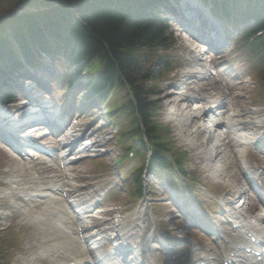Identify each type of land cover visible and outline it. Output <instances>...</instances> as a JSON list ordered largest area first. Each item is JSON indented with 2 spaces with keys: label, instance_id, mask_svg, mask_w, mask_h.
<instances>
[{
  "label": "trees",
  "instance_id": "1",
  "mask_svg": "<svg viewBox=\"0 0 264 264\" xmlns=\"http://www.w3.org/2000/svg\"><path fill=\"white\" fill-rule=\"evenodd\" d=\"M213 3L212 13L224 22L233 23L237 18L254 21L243 31L239 44L251 52L259 68L256 78L264 85V0ZM16 5L20 6L17 15L10 13L12 8L7 4L0 12V67L13 59L18 68L19 60L37 64L35 45L51 54L63 52V90L67 91L86 71L89 87L98 97L110 89L125 93L128 89L132 98L122 94L123 103L115 114L128 113L130 125L136 127L138 120L146 137H154L155 106L148 101L157 81L172 68L166 54H157L159 49L167 51L172 41L164 24L142 8L144 0H21ZM67 18L70 20L65 21ZM154 59L159 63L152 68ZM136 128L134 133L138 134Z\"/></svg>",
  "mask_w": 264,
  "mask_h": 264
},
{
  "label": "rangeland",
  "instance_id": "2",
  "mask_svg": "<svg viewBox=\"0 0 264 264\" xmlns=\"http://www.w3.org/2000/svg\"><path fill=\"white\" fill-rule=\"evenodd\" d=\"M0 2H2L4 4V5L0 6V12L6 9V6H5L6 4H7V6L9 5L10 8H12L10 13L14 14L15 12L20 11V6H17L16 4L20 3L21 0H0ZM175 35L177 36L178 34H175ZM176 36H175V38L177 41L178 39ZM203 47L204 46L198 45L194 41H192V42H190L189 50H190V48H192V50H196L197 52H199V51L203 50ZM189 50L186 49L185 47H183L181 45V42L178 41V53L175 55L179 57L178 61L181 63V66H185V69L187 68L188 60L190 59L188 56ZM220 56H221L220 59H217L218 56H214L213 58H210L212 60H215L212 63H209V64L208 63L206 64L205 62L199 63V65L206 64L209 67L211 66V68H214L215 71L217 72L216 74L218 76L217 78H215V77L210 78L211 82L207 85L206 88H210V87H208L209 85H211V87H213L212 83H214L215 86L213 87V90H209L207 93H201L202 96H209L212 93V95L215 98L224 97L223 91H221L222 87L220 88V91H219V86H218V84H220L219 76H220V74L222 75V73H219V71L222 68L221 65H223V64L225 65L226 72H228L229 69L231 70V66L233 68L236 67V70H235V72L232 73L231 77H229V74L231 71L228 74V77H229L228 81L230 83H231V79H235L234 77L238 76L237 74H239V73H241V71H243L241 68H239L238 66H236L232 63V61L229 59L230 57H228V54L223 53ZM201 57H203V59L206 58L205 55L204 56L201 55ZM243 81H245V79H243ZM198 83L199 84L196 86H197V89L199 90L200 86L201 85L204 86L205 82L198 81ZM243 83L241 85H235L236 93L233 92V94L231 96L232 104H230V109H232L231 113L241 115V116H243V118H246L248 121H252V120H255V117H260V114L255 112L257 109H252L253 105L250 104L249 99H248V96H249L250 90H251V84H249L246 87L245 84H243ZM29 89L31 90L29 95L34 96L35 90L31 87H29ZM258 89L264 90V86L261 85V86H257L255 88V90H258ZM161 90L163 91V93H165V88L163 86H162ZM253 92H254V90H253ZM64 95L65 94L62 93L61 91H58V92H55L52 94L54 102H56V103L59 102L58 107H57L58 110H60L62 108V105L65 102ZM35 99H36V97H35ZM39 100L42 102L43 100H47V98L42 97ZM70 100H72V99H70ZM76 105L77 106L79 105L78 101H76ZM19 106L20 105L17 103V101H15V105L12 107V109L14 107L18 108ZM172 108H173V109H171L172 111H175V109H179V107H175L174 105H172ZM165 110H166V108L164 106L163 112ZM162 121L165 123L164 119H162ZM91 122H93L91 120V117H88V114H86V115H82L79 117L77 124H79L78 127H80V129H83L85 127H87V128L93 127V125L90 126ZM165 124L167 125V123H165ZM169 126H171V125L169 124ZM171 129L174 130L172 127H171ZM261 129H264V124H262ZM174 134L175 133H173L175 144L179 145L180 141H179L177 136L176 137L174 136ZM103 138L106 139V135H103ZM103 141L107 144L105 151L116 152L119 155L121 154V152H122L121 149L117 145H114V139L111 140L110 138H108V139L103 140ZM180 148L182 149L183 147H180ZM108 152L106 155H104L100 158L106 157L107 161L109 160L108 161V165H109L111 156ZM222 152L226 153L225 151H222ZM222 152L219 153L220 154L219 155L220 161L217 159L216 161H214V164L217 165V163L224 162V159H223L224 157H225V159H227V156H225ZM232 157H233V161L229 158V156H228L229 160L227 161V163H229V167H230V169H229V173H230V177H231L230 179L232 181L238 182V183H236L237 184L236 187H239L240 186V176H239L238 172L236 174L235 167H234L235 165L238 166V164H236V162H235L234 154ZM16 162H17L16 157L6 155L5 149H3V147L0 148V226L1 227L8 226V225H9L8 227L12 226L13 229H15V232H18V235H21L20 236L21 246L19 249L16 250V252H14L15 258L11 261V264H39L40 259L43 256L42 252H44L45 250H49L50 242L49 241H43V239L40 240L38 238H36V241H34V238L32 237V233H33V230L35 229V226L33 227L34 228L33 229L28 224V222H26V220H24V216L17 213L16 209H14L10 205V200L7 197H3L1 194V191H3L4 189L7 190L8 192L20 193V191L17 189H23L25 186H28V187L33 186V184H28L29 183L28 180L30 178H32L31 176L27 177L26 173H23V172L20 173V172L14 170ZM33 162L35 165L36 161H33ZM116 163L118 166L120 165L118 161ZM94 164H97L101 168H103V167H105L107 162L103 159H100V160H97ZM218 165L220 167V170L226 169L225 168L226 167L225 162L218 164ZM79 166H78V170H79ZM237 166H236V168H237ZM110 167H111V164H110ZM37 182L40 183L38 181V178H37ZM33 187H36V186L34 185ZM14 188H17V189H14ZM13 189H14V191H11ZM108 197L113 201L120 200V197L116 192L110 193ZM141 204L142 203H140V206H141ZM7 251H8V254L11 255L14 250L10 247ZM46 264H49L48 259L46 261Z\"/></svg>",
  "mask_w": 264,
  "mask_h": 264
},
{
  "label": "bare ground",
  "instance_id": "3",
  "mask_svg": "<svg viewBox=\"0 0 264 264\" xmlns=\"http://www.w3.org/2000/svg\"><path fill=\"white\" fill-rule=\"evenodd\" d=\"M57 7H59V6L55 5L54 8H57ZM46 11H48V8L46 9ZM35 47L37 48L38 46L35 45ZM189 54H190V58L192 60H197L198 62L201 61V60H198V58L196 57L197 54H195L194 52L190 51ZM17 69H18V67H17L16 60L13 59L11 61H8L3 66L1 65L0 70H2L1 72L3 74H0V75L3 76V80H5L6 78L14 75L16 73ZM202 70H203V68H202ZM200 74L201 73L197 72L188 78L190 80H195ZM191 84H192L191 82H186V83H182V86H184V85L189 86ZM176 87L177 88H175V91L173 93H171L170 95H166L164 97V100L168 99V101H170L171 97H174L175 99L172 102L173 105L175 107H180L179 111L175 110V111H173V113H169L168 121L171 122L173 125H175L176 122L177 123L181 122L183 124V126H188L189 124H194V126L191 130L189 128L182 130L181 127H178L179 128L178 132H179V134H181L180 135L181 142L188 143L190 146H192L196 150L198 155L201 157L203 163H210L211 164L214 157L217 158V153L213 154L212 152L207 151L205 149V147L203 146L208 141H213L214 144L217 145L216 147L223 148V151L227 149L226 144L229 145L230 147L237 148V147H245L246 145L253 143V140L257 137V135H256L257 132H253L252 129H253V127H255V125L257 123L254 124V123L244 121L243 117H239L236 115L233 117H227V118L223 119V121H222V119H220L219 116L214 115V116H211V119L209 120L208 125L204 128L202 126L201 120H200V117H201L200 115H202V112H204V111L198 109L199 104L204 102V100L198 99V97L192 96V94H190V96L188 95V97L190 98V99H188L187 95H185L181 91V87L180 86H176ZM202 87L204 89V92H208V90L205 89V86H202ZM182 93H183V96H182ZM184 97H187V99H184ZM221 102L222 101H220V100H213L212 101L211 99H208V104H209L208 106H211L212 108H216V107H218L219 104H221ZM170 104H171V102H168V107L172 108V105L170 106ZM189 104H191V105H189ZM181 110L186 111L185 114H182L180 112ZM170 112H171V110H170ZM190 113H192V114H190ZM218 123H220L221 126L219 128L218 127L215 128ZM207 128H209V129H207ZM203 129H205V132ZM208 130H209V132L206 134V132ZM205 137H207V139H204ZM197 138H201L202 141H199V143L198 142L195 143V139H197ZM226 140H227V142H226ZM219 148H217V149L219 150ZM25 158L24 159L21 158V161L17 166H18V168H23L24 170H28L29 164H30L29 163L30 159H28V158L25 159ZM228 160H229L228 158L224 160L226 169L222 172L220 170H218V172H220L222 175L226 176V178H230V173H229L230 167H229V163H227ZM216 168L218 169V167H216ZM51 193L56 194V192H51ZM55 194H50V195H55ZM26 208L28 209V211L24 212V214H23L24 220H26V222H28L29 225H32L34 222L36 225V229H35L33 235L35 237L41 236L43 233L38 234V232H39V230H43L42 227H46V226L49 227L48 223H46L48 218H46L44 220V218L42 216V212H40L39 209H37V208L33 209V207L31 205H29L28 203H26ZM49 209H53V208H49ZM52 216L56 219V225L60 226L63 233H65V231H67L68 227L66 226L65 222L63 221L64 218L56 212H54V214H52ZM35 237H33L34 241L36 240ZM134 237H135V235L130 233L128 236V241L134 240ZM45 239L46 240L50 239V235L48 233L46 234ZM68 254L70 256L73 255L72 260L70 262H73L74 264H84L86 262L85 251L82 247H79V246H74L72 253L58 252L56 254H53L52 257L53 258H55V257L57 258L58 256L63 257V256L68 255ZM76 254H79V257L76 256ZM139 256L140 255H138V257ZM147 256H149L151 258L153 257L151 254H147ZM147 261L148 260L146 259V257H141L142 263L146 264ZM106 262H109V260L107 259Z\"/></svg>",
  "mask_w": 264,
  "mask_h": 264
}]
</instances>
